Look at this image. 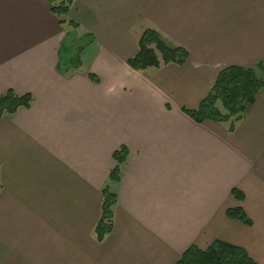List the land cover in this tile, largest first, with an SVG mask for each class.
<instances>
[{
  "label": "crops",
  "instance_id": "1",
  "mask_svg": "<svg viewBox=\"0 0 264 264\" xmlns=\"http://www.w3.org/2000/svg\"><path fill=\"white\" fill-rule=\"evenodd\" d=\"M78 2L69 14L95 50L67 70L56 0H0V94L34 97L0 119V264H176L215 240L264 264V89L233 131L183 110L222 69L264 59V0ZM142 25L186 62L131 67ZM107 184L114 227L99 242ZM234 207L252 224L230 218Z\"/></svg>",
  "mask_w": 264,
  "mask_h": 264
},
{
  "label": "trees",
  "instance_id": "2",
  "mask_svg": "<svg viewBox=\"0 0 264 264\" xmlns=\"http://www.w3.org/2000/svg\"><path fill=\"white\" fill-rule=\"evenodd\" d=\"M74 0H64L54 3L53 13L65 26L78 27L72 19H66ZM66 42V41H65ZM139 51L128 60L131 67L144 70L159 67L168 63L182 65L188 58V51L181 46H169L155 29H145L139 37ZM73 68L81 65L82 61L76 55L75 60L67 59ZM67 68V67H66ZM264 89V59L251 66L231 65L222 69L215 79L209 93L201 100L195 109L183 108L184 112L196 122L206 120L225 123L233 131L236 124L242 120L248 109L255 103L258 93ZM34 101L32 94L19 95L13 90L0 94V119L5 115H13L22 108H29ZM127 159L125 148L115 152L116 165L112 170L109 181H119L123 164ZM2 183L0 181V192ZM232 194L239 200L244 194L234 188ZM117 194L108 184L102 190L101 216L94 228L97 241L101 242L114 227ZM227 215L251 225L252 220L241 207L229 208ZM176 264H258L249 253L240 246L215 240L207 249L191 245L180 257Z\"/></svg>",
  "mask_w": 264,
  "mask_h": 264
},
{
  "label": "rangeland",
  "instance_id": "3",
  "mask_svg": "<svg viewBox=\"0 0 264 264\" xmlns=\"http://www.w3.org/2000/svg\"><path fill=\"white\" fill-rule=\"evenodd\" d=\"M61 1L64 0H56V3H59ZM78 0H74L69 13L72 9L73 6H80L78 4ZM80 14H81V10L79 9ZM67 14L66 19H72L73 17L70 14ZM83 16L84 18L86 17L87 20L90 21V17L87 13V11L85 10V8H83L82 10ZM68 27V26H67ZM87 27V26H86ZM155 29L154 27H149V26H143L141 27L140 30H137L138 35L140 37V35L142 34V32L145 29ZM69 29V36L66 39L65 44L62 47V55H63V62L66 63L68 62V58L75 60L76 55L79 56L81 58V61L83 64L87 63L89 57L91 56L92 52L95 50V45H92L91 41V36H90V31L89 30H85V29H79V25L77 28L75 27H68ZM156 30V29H155ZM157 31V30H156ZM159 33V32H158ZM160 34V33H159ZM161 36V35H160ZM139 39V38H138ZM90 41V43H88ZM166 43V42H165ZM167 44V43H166ZM76 62H73L72 64L67 63V65L65 64L64 68H66L67 70H71L73 68V65ZM81 63V64H82ZM84 66V65H83ZM79 67V66H78Z\"/></svg>",
  "mask_w": 264,
  "mask_h": 264
}]
</instances>
